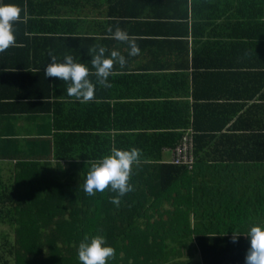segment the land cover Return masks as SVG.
Listing matches in <instances>:
<instances>
[{
	"label": "crops",
	"instance_id": "obj_1",
	"mask_svg": "<svg viewBox=\"0 0 264 264\" xmlns=\"http://www.w3.org/2000/svg\"><path fill=\"white\" fill-rule=\"evenodd\" d=\"M35 1L38 5L34 8L25 3L22 6V20L27 28H17L18 46L0 54V188L5 189L12 180L29 179L36 167L44 173L63 167V162L59 166L55 159L56 113L51 112L58 110L66 114L68 107H74L79 101L67 95L64 81L45 77L44 68L50 62L51 53L58 62L71 55L76 62L86 63L92 69L93 53L89 50L101 45L108 49L106 55L118 50L127 61L123 68L117 64L108 78L120 102L133 94L184 98L190 121L188 128L195 132L192 127L195 121L198 129L206 126L199 133L205 134L199 143V155L207 164L221 162L223 168L216 169L213 175L219 181L215 190L225 195L203 199L201 209L206 207L208 211L201 216L196 214L195 218L192 213L190 223L232 224L234 226L229 225L232 232L240 234L236 242L240 238L248 239L246 235L251 226H264V169L261 167V162L264 164V58L254 53L253 47H247L246 53L238 50L241 47L239 19L236 18L238 14L235 18L233 15L238 0H208L214 7L201 9L199 29H195L197 18L194 19L193 0ZM254 2L251 0V4ZM260 2L264 56V0ZM185 3L183 18V8L177 5ZM109 26L113 31L118 26L135 37L140 54L128 55L127 44L112 39L107 32ZM203 44L214 51L194 60V52ZM217 49H220L218 56ZM257 63L263 67L256 69ZM193 64L202 66L193 68ZM141 72L183 76L187 88L185 86L182 92L176 80L164 87V81L139 84L123 76ZM114 75L118 79H114ZM91 79L95 81V76ZM99 88L97 85L96 90ZM94 117L93 113L89 115L88 126L93 125ZM72 118L74 120L68 123L79 125L78 114ZM61 121V125H65L67 120L61 116ZM102 121L105 129L110 126L111 130L112 117L104 114ZM240 157L252 166L244 173L245 178L250 182L254 178L258 180L253 189L250 183L247 185V194L242 193L240 184L239 187L233 185V178H238L241 172L227 167ZM12 236L4 217L0 218V249L2 240L11 241ZM230 248L231 256L236 255L237 249H233V245ZM210 250L213 260L228 251ZM247 250L239 252L246 256ZM181 251V255L192 258H179L176 264H203L198 252L191 255L187 247Z\"/></svg>",
	"mask_w": 264,
	"mask_h": 264
},
{
	"label": "trees",
	"instance_id": "obj_2",
	"mask_svg": "<svg viewBox=\"0 0 264 264\" xmlns=\"http://www.w3.org/2000/svg\"><path fill=\"white\" fill-rule=\"evenodd\" d=\"M26 1L0 0V3L11 2L9 4L21 8L24 3L33 8L38 5L35 0ZM50 1L56 3L58 0ZM238 1L233 9L234 18L238 14L236 18L239 19L241 47L238 50L246 53L247 47H253L254 53L264 58L260 36L261 2ZM186 5H177L183 8V18ZM213 7V2L208 0H193L194 19L197 18L195 29L200 28L198 16H201V9ZM23 27L27 28L24 21L15 25L16 30ZM200 39L199 32L198 42ZM212 51L213 48L203 44L194 52L193 59L207 56ZM215 53L220 55V49ZM192 66L198 68L202 65ZM254 67L259 69L263 64L257 63ZM123 76L139 84L164 81V87L176 80L182 92L185 86L187 88L184 77L175 74L164 76L141 72ZM112 77L118 79V76ZM96 94L93 102H76L74 107H68L66 114L58 110L51 112L56 113L54 150L58 165L61 166L60 162L64 164L61 169L58 167L51 173H44L36 167L29 179L12 180L5 189L0 188V218L4 217L8 231L13 233L11 241L2 240L0 264H20V260L24 261L23 264H81L79 243L85 236L91 238L94 235H103L107 246L115 249V258L108 264H176L180 262L179 258H192L181 255V249L185 247L191 255L198 252L203 264H245V256L239 251L249 248L250 243L241 238L232 242L234 232L229 226L232 224L190 223L192 213L195 218L198 217L196 214L201 216L208 211L206 207L201 209L203 199L219 198L225 193L215 190L219 181L213 175L216 169L223 168L221 162L207 164L199 155V143L205 135L199 133L206 126L198 129L196 121L192 126L195 132L191 167L170 164L169 150L180 142L190 126L184 98H172L167 94H133L120 102L114 87L110 90L100 87ZM59 113L67 120L65 125H61ZM92 113L95 115L93 125L88 126L87 120ZM77 114L81 119L79 125L68 123ZM104 114L112 117L111 130L110 126L107 129L103 126ZM113 148H138L143 153L140 164L133 168L130 183L134 191L121 197L118 206L111 202V198L117 195L115 192H97L89 196L83 191L91 163L110 154ZM227 167L241 172L238 178H233V185L239 187L240 184L242 193L247 194L249 183L251 189L255 188L258 180L254 178L250 182L244 175L252 168L251 164L240 157ZM261 167L264 169L263 162ZM232 245L237 249L234 256L228 250ZM211 248L228 251L213 260L209 255Z\"/></svg>",
	"mask_w": 264,
	"mask_h": 264
},
{
	"label": "clouds",
	"instance_id": "obj_3",
	"mask_svg": "<svg viewBox=\"0 0 264 264\" xmlns=\"http://www.w3.org/2000/svg\"><path fill=\"white\" fill-rule=\"evenodd\" d=\"M22 12L23 9L19 5L0 3V54L18 46L15 25L23 22ZM107 32L111 34L112 39L127 44L130 49L128 55L140 54L135 37L130 36L126 30L117 26L113 31L109 26ZM89 51L93 53L90 64L94 72L86 63L76 62L71 55H66L63 62H58L51 53L50 62L44 68L45 77L64 81L67 84V95L80 103H90L96 99L97 85L110 88L108 78L115 66L119 64L120 68H123L127 63L118 50H112L106 55L108 49L95 45ZM92 76H95V81L91 79ZM142 155V150L138 148L129 150L113 148L110 154L91 163L83 191L89 196H94L97 192H115L117 195L111 198V202L118 206L121 197L134 191L130 181L133 168L140 164ZM239 235L233 233L232 242H236ZM246 237L250 247L246 252L245 264H264V226H251ZM115 254V249L107 246L103 235H94L91 238L85 236L78 246V259L81 264H108L109 260L115 258Z\"/></svg>",
	"mask_w": 264,
	"mask_h": 264
},
{
	"label": "built area",
	"instance_id": "obj_4",
	"mask_svg": "<svg viewBox=\"0 0 264 264\" xmlns=\"http://www.w3.org/2000/svg\"><path fill=\"white\" fill-rule=\"evenodd\" d=\"M193 130L191 128L186 129L183 133L180 142L169 150L170 152V164L172 165H189L193 164Z\"/></svg>",
	"mask_w": 264,
	"mask_h": 264
},
{
	"label": "bare ground",
	"instance_id": "obj_5",
	"mask_svg": "<svg viewBox=\"0 0 264 264\" xmlns=\"http://www.w3.org/2000/svg\"><path fill=\"white\" fill-rule=\"evenodd\" d=\"M193 167V166H192Z\"/></svg>",
	"mask_w": 264,
	"mask_h": 264
}]
</instances>
